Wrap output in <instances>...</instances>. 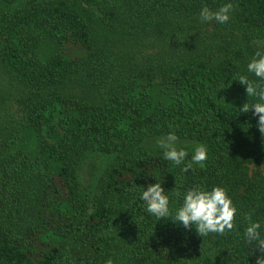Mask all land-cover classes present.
I'll use <instances>...</instances> for the list:
<instances>
[{
    "label": "trees",
    "instance_id": "obj_1",
    "mask_svg": "<svg viewBox=\"0 0 264 264\" xmlns=\"http://www.w3.org/2000/svg\"><path fill=\"white\" fill-rule=\"evenodd\" d=\"M229 3L226 23L201 20ZM258 50L264 0H0V264H256L264 136L237 79L264 85ZM169 133L205 145L204 166L146 145ZM88 154L109 159L83 188ZM157 182L159 220L140 199ZM195 186L226 189L231 231L172 220Z\"/></svg>",
    "mask_w": 264,
    "mask_h": 264
},
{
    "label": "clouds",
    "instance_id": "obj_2",
    "mask_svg": "<svg viewBox=\"0 0 264 264\" xmlns=\"http://www.w3.org/2000/svg\"><path fill=\"white\" fill-rule=\"evenodd\" d=\"M232 9L231 3L223 5L215 12L204 7L200 12V18L204 22L215 20L219 23H226L230 19L229 12ZM247 71L264 81V52L258 50L255 53L247 65ZM237 80L246 86L248 97L257 99L255 103H244L239 110L242 113H248L254 109L253 115L259 117L257 126L261 135L264 136V85L249 80L246 75H239ZM177 139L174 133H169L166 137L158 139L157 144L163 149L164 159L180 165L185 161L188 153L183 148H177ZM207 153L208 149L205 145H197L191 162L182 170L188 171L193 164L203 167L208 158ZM164 193L162 184L157 182L149 185L146 190L144 189L140 196L146 205V211L155 216L157 220L171 216L169 198ZM236 214L237 209L227 195L226 189L217 186L208 191L200 186H195L185 193L183 204L176 211L172 220L182 223L187 229L195 226L197 234L204 237L209 233L224 235L231 231L234 228ZM245 218L249 221L245 229V238L249 243L255 242V249L261 253L257 257L256 264H264V238H261L259 232L261 224L251 222V214H247ZM105 264H113V261L108 259Z\"/></svg>",
    "mask_w": 264,
    "mask_h": 264
},
{
    "label": "rangeland",
    "instance_id": "obj_3",
    "mask_svg": "<svg viewBox=\"0 0 264 264\" xmlns=\"http://www.w3.org/2000/svg\"><path fill=\"white\" fill-rule=\"evenodd\" d=\"M177 144L176 146L181 147H187L189 149H195V147L198 145L194 141L186 138H180L177 137ZM160 138H151L146 144L148 146H153L154 148L160 147L157 144V140ZM109 159L108 157H105L103 155H90L88 154L83 161L81 162L80 170H79V176L81 179V185L82 187H91L92 183L95 181V179L100 175V173L103 170V167Z\"/></svg>",
    "mask_w": 264,
    "mask_h": 264
}]
</instances>
